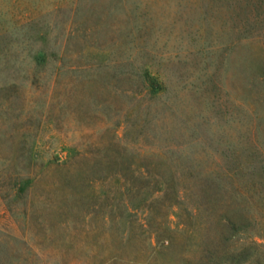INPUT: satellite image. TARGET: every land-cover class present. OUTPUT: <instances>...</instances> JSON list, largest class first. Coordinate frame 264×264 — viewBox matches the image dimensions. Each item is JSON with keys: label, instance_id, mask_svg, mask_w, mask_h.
<instances>
[{"label": "rangeland", "instance_id": "rangeland-1", "mask_svg": "<svg viewBox=\"0 0 264 264\" xmlns=\"http://www.w3.org/2000/svg\"><path fill=\"white\" fill-rule=\"evenodd\" d=\"M0 264H264V0H0Z\"/></svg>", "mask_w": 264, "mask_h": 264}]
</instances>
